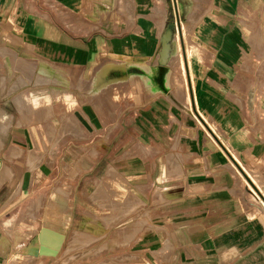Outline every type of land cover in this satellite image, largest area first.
I'll return each instance as SVG.
<instances>
[{"label": "crops", "instance_id": "crops-1", "mask_svg": "<svg viewBox=\"0 0 264 264\" xmlns=\"http://www.w3.org/2000/svg\"><path fill=\"white\" fill-rule=\"evenodd\" d=\"M128 1L130 10L132 2ZM16 4L0 0V12L39 10L27 2L25 7ZM180 5L189 48H184L179 31L183 73L162 63L169 54L162 60V46L160 63L150 67V80L142 83L141 73L138 82L134 78L132 133L126 138L140 140L147 152L138 158L133 155L132 162H120L117 170L120 187L130 185L143 206L123 217H132L133 226L118 229L128 231L120 232V249L104 248L110 242L106 227L99 239V252L71 259L88 248L76 242H86L88 237H82L77 226L70 227L76 220L71 204L78 202V196L87 204L96 183L112 170L107 164L104 172L98 173L100 169L94 166L92 159L103 153L102 146L91 150L94 156L86 155L90 162L78 163L79 169L75 164L71 172H77L58 185L46 182L43 168L35 167L28 173L23 165L18 169L11 164L1 170L0 175L9 172L11 178L0 182V264H105L114 252L111 264H264V0H180ZM170 25L162 34L163 45L168 44ZM148 53L142 56L134 50L132 58H152ZM5 59L0 56V65L6 64ZM116 68L120 67L107 66L105 73ZM32 76L34 102L62 97L55 103L58 122L62 112L77 119L82 135L66 133L61 137L90 138L87 125L92 90H68L62 86V78L43 69ZM2 78L5 96L0 98V115L6 123L5 141L11 122L30 120L28 103L13 98L15 91L10 92L4 73L0 85ZM49 87H53L52 94L45 91ZM101 91L106 97L107 90ZM44 93L48 99L42 98ZM16 129L15 133H22V125ZM104 137L112 138L109 132ZM12 150H17L15 155L25 152L11 144L9 158L14 156L10 155ZM19 170L27 173L19 176ZM55 193L65 196L63 214L49 203L52 195L54 202L61 201ZM100 201L107 200L102 196ZM45 211L59 214L53 216V222L60 216L65 220L63 226L49 228L55 235L53 241L47 233L43 235L50 244L40 237L46 227ZM82 212L91 214L87 209ZM142 218L149 224L155 220L156 229L137 228ZM74 230H78V238L67 251ZM15 254H21L22 260H13Z\"/></svg>", "mask_w": 264, "mask_h": 264}, {"label": "rangeland", "instance_id": "rangeland-1", "mask_svg": "<svg viewBox=\"0 0 264 264\" xmlns=\"http://www.w3.org/2000/svg\"><path fill=\"white\" fill-rule=\"evenodd\" d=\"M130 1L132 7L129 10L128 0H14L18 6L25 7L27 2L39 10L34 8L29 11L17 9L0 12V56H6L7 64L0 65V75L4 73L6 76V80L11 85L10 92L15 91L13 98L28 103L27 113L30 120L23 123L11 122L8 137L0 148V172L5 169L4 167L10 168L11 164L18 166V169L23 165V169L27 168L28 173L35 167L43 168L41 170H44L42 173L45 174L46 182L52 181V184L55 182L58 185L65 181L63 180L65 177L66 179L71 178L73 173L77 172V170L71 172L75 164L79 169L80 164L78 163L90 162L86 159V155L94 156L91 150H97L102 146L103 153H99L92 159L94 166H98L100 169L98 173H100L104 172L107 164L112 165V170L106 173V177L101 179V182L96 183L95 190L87 197L89 200L87 204L79 196L76 198L78 202L71 204L76 220L71 221L70 227L77 226L80 235L84 238L88 237L86 242L94 236L97 237L89 245H80H86L88 248L84 250L87 251L71 259L88 258L99 252L102 248L99 239L106 227H109L110 242L105 244L104 248L113 249V251L120 249L122 243L120 239L123 238L120 232L128 231L118 229L133 226L132 217L122 218L119 222L110 225L104 224L102 217L108 214L123 215L127 211L130 214L134 209L143 206L139 196H134L130 185L120 187V172L117 170L120 162H132L133 155L138 158L139 154L147 152L140 140L126 138L132 133L130 102L133 95L134 78L137 77L138 82L139 73H141L142 83L150 80V67L160 63L159 51L163 46L162 34L171 22L176 21V24L170 25V37L167 40L169 54L162 63L167 67L176 66L183 73L179 31L185 41L184 48L187 51L189 49L187 31L182 22L180 0ZM69 7H75V9L69 10ZM41 13H46L49 16L48 19H44ZM179 22L180 29L178 28ZM123 40L125 43H121ZM134 50L140 51L142 56H148V52H151L152 58L134 59L132 58ZM68 55H71V58H68ZM64 56L67 57L64 58ZM107 66L120 68L112 69L106 74ZM42 69L48 75L62 78L65 83L61 84L68 90H92L94 100L88 115L90 125H87L90 130L88 134H91L90 138L80 140L61 137L66 133L73 137L82 135V130L77 126L75 117L62 112L61 122H58L56 114L58 107H55V103L62 97L41 103L34 102L31 94L35 87L31 86L30 81L32 75ZM122 74L125 77H120ZM105 75L107 76L104 77ZM108 78L111 79L108 80ZM2 79L0 98L5 96V80ZM52 88L49 87L45 91L52 94L54 91ZM101 89L107 90L106 97L101 96ZM46 97L44 93L42 98ZM70 97H66V100H70ZM2 107L7 111L10 110L9 107ZM69 108V106L66 107L67 110ZM73 108L74 105L70 109ZM5 125L1 116L0 135L5 131ZM21 125L22 133H15L16 128ZM72 129L73 132L70 133ZM107 132L112 138L104 137ZM20 135L24 138L22 139ZM11 144L24 148L25 152L21 151L9 158L7 149ZM134 150L135 153L132 154ZM123 151L126 152L123 153ZM28 154L32 155L31 165L27 163ZM102 166L104 167L101 168ZM18 173L19 176H23L27 172L19 170ZM102 196L107 201L101 203ZM120 196L123 199L122 202H120ZM133 199L134 201H131ZM45 208H48L47 203ZM84 209L89 210L101 220L90 213H83ZM54 215L59 214L45 211L46 227L41 235L47 233L52 241L55 235L49 228L65 223L62 216L53 222ZM150 224L148 220L142 218L141 222H137L136 225L137 228L156 229L155 220H152ZM91 234L94 236L90 238ZM81 241L85 240L80 239L76 242L79 245ZM116 254L115 252L110 253L107 259L111 262L112 256ZM12 258L15 261L22 260L21 254H15Z\"/></svg>", "mask_w": 264, "mask_h": 264}, {"label": "bare ground", "instance_id": "bare-ground-1", "mask_svg": "<svg viewBox=\"0 0 264 264\" xmlns=\"http://www.w3.org/2000/svg\"><path fill=\"white\" fill-rule=\"evenodd\" d=\"M174 2V1H173ZM175 3V2H174ZM176 4V3H175ZM177 5V4H176ZM175 6V5H174ZM179 11V10H178ZM177 16V15H176ZM179 19V18H178ZM177 21H179V20H177ZM180 23V22H179ZM168 52H169V45L168 44H164L163 45V48L161 49V51H160V57L162 58V60L163 59H165V57L167 56V54H168ZM4 136H5V132H2V134L0 135V148H1V146H2V144H3V142H4ZM17 153V150L16 151H11L10 152V155H15ZM32 157L30 156V155H28V163L30 164L32 161ZM5 166V165H4ZM5 168V167H4ZM10 179L11 178V175H10V173L8 172L7 174L5 173V171H3L2 173H1V175H0V182L1 181H3V180H5V179ZM56 194V193H55ZM56 196H60V198H61V201L58 203V202H54V195H52L51 196V198H50V203L52 204V206H53V208L55 209V211H57V212H59V213H63L64 212V210H65V206H64V201H65V196L64 195H62V194H60V195H58V194H56ZM129 213V211H127L125 214H123V215H118V216H112V215H110V216H108V218H107V220H104V221H106L107 222V224H114V223H117V222H119L120 221V219L121 218H123L124 216H126L127 214ZM94 218V217H93ZM104 219H106V218H104ZM88 229V228H87ZM91 231H92V229H91ZM74 232V234L72 235V238H71V241L68 243V246H67V251L68 250H70L71 248H73V246L75 245V240L78 238V234H79V232H78V230H74L73 231ZM94 236V235H93ZM41 237V239H43V241L44 242H46V243H48L49 242V244H50V241H49V239H47V237L46 236H40ZM94 238H97L96 236H94ZM81 244H86V242L85 241H81ZM56 248V247H55ZM50 249V248H49ZM38 251V250H37ZM44 254V253H43ZM42 254V255H43ZM46 254V253H45ZM25 257V256H24ZM28 260V259H27ZM105 264H111L110 262H108V261H106V263Z\"/></svg>", "mask_w": 264, "mask_h": 264}]
</instances>
